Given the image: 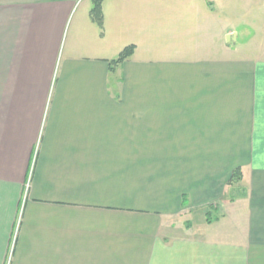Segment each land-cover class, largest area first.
I'll return each mask as SVG.
<instances>
[{
    "label": "crops",
    "instance_id": "crops-1",
    "mask_svg": "<svg viewBox=\"0 0 264 264\" xmlns=\"http://www.w3.org/2000/svg\"><path fill=\"white\" fill-rule=\"evenodd\" d=\"M234 6L0 0V264H264V6Z\"/></svg>",
    "mask_w": 264,
    "mask_h": 264
},
{
    "label": "trees",
    "instance_id": "trees-1",
    "mask_svg": "<svg viewBox=\"0 0 264 264\" xmlns=\"http://www.w3.org/2000/svg\"><path fill=\"white\" fill-rule=\"evenodd\" d=\"M105 0H92L93 2V9L91 11V18L92 20L97 23L101 28L103 27V12H102V5ZM134 46H130L125 48L121 54L119 55L118 59L114 62L113 64H120L123 61L127 60L130 58L133 53H134ZM242 178V172L240 169H237L234 173L233 176L229 182V185L234 183V182H239Z\"/></svg>",
    "mask_w": 264,
    "mask_h": 264
},
{
    "label": "rangeland",
    "instance_id": "rangeland-1",
    "mask_svg": "<svg viewBox=\"0 0 264 264\" xmlns=\"http://www.w3.org/2000/svg\"><path fill=\"white\" fill-rule=\"evenodd\" d=\"M232 2L237 5L234 6L236 16H239L240 11L244 10L246 6H253L254 8H257V6H264V0H232ZM227 14L229 13L226 12L225 15ZM227 19H231V16H228ZM236 29H238V25H236Z\"/></svg>",
    "mask_w": 264,
    "mask_h": 264
}]
</instances>
